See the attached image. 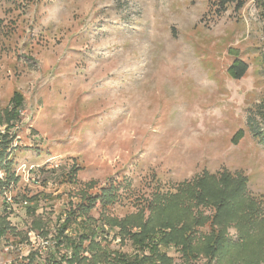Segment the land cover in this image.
Wrapping results in <instances>:
<instances>
[{"label":"rangeland","instance_id":"obj_1","mask_svg":"<svg viewBox=\"0 0 264 264\" xmlns=\"http://www.w3.org/2000/svg\"><path fill=\"white\" fill-rule=\"evenodd\" d=\"M216 1L0 0V109L24 99L8 134L17 181L11 205L0 193V264H65L54 237L82 192L114 184L109 214L121 218L205 172L241 181L248 222L261 221L251 238L264 239V23L253 0L220 16ZM97 240L133 251L113 233Z\"/></svg>","mask_w":264,"mask_h":264},{"label":"trees","instance_id":"obj_2","mask_svg":"<svg viewBox=\"0 0 264 264\" xmlns=\"http://www.w3.org/2000/svg\"><path fill=\"white\" fill-rule=\"evenodd\" d=\"M247 0H217L215 15L225 13L229 6L241 10ZM264 23V0H253ZM264 36V28L262 30ZM247 65L237 63L229 75L240 80L247 72ZM24 99L16 95L9 107L0 109V169L5 174L0 181L3 187L16 182L12 171L13 161L8 156L12 143L9 131L19 121ZM76 168L66 175L73 178ZM70 181V180H69ZM243 184L222 173L207 172L190 181L176 185L171 193L154 192L137 207L136 212L121 218L111 216L109 210L119 200L118 188L109 184L99 194L82 192L76 204H69L65 218L55 234L57 245L68 250L61 256L65 264H174L165 250L172 247L180 254L184 264L204 259L206 264H260L264 260V239H252L261 221L249 224V207L243 198ZM99 204L98 218L91 211ZM244 220L249 224L245 228ZM71 227L74 236L65 234ZM234 228L236 241L227 237V230ZM31 231L40 229V221L31 222ZM10 231L7 217L0 212V239ZM113 233L121 246L129 244L132 253L109 250L97 240L99 234Z\"/></svg>","mask_w":264,"mask_h":264},{"label":"built area","instance_id":"obj_3","mask_svg":"<svg viewBox=\"0 0 264 264\" xmlns=\"http://www.w3.org/2000/svg\"><path fill=\"white\" fill-rule=\"evenodd\" d=\"M31 171H32V169H29V172H31ZM4 179H5V174L3 173L0 176V181H4ZM31 179L34 181L36 178L34 176H32ZM9 185L7 187H3V189H2V192H3V195H4V201H5V203L7 205H11L12 204V197L8 196V194H9V192H8ZM24 204H26V202H24Z\"/></svg>","mask_w":264,"mask_h":264}]
</instances>
